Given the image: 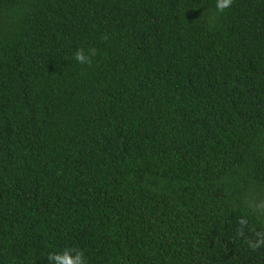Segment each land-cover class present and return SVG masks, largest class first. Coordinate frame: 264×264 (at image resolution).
Returning <instances> with one entry per match:
<instances>
[{"label":"trees","instance_id":"1","mask_svg":"<svg viewBox=\"0 0 264 264\" xmlns=\"http://www.w3.org/2000/svg\"><path fill=\"white\" fill-rule=\"evenodd\" d=\"M215 3L0 0V264H264V0Z\"/></svg>","mask_w":264,"mask_h":264},{"label":"clouds","instance_id":"2","mask_svg":"<svg viewBox=\"0 0 264 264\" xmlns=\"http://www.w3.org/2000/svg\"><path fill=\"white\" fill-rule=\"evenodd\" d=\"M233 0H216L215 7L218 13H223L229 9ZM96 50L90 49L85 51L83 48H78L73 54V59L80 65L91 64L92 57L95 56ZM264 207V205H261ZM249 220L244 217L239 221L240 227L237 229V235L243 237L245 230L248 228ZM248 247L255 251L264 247V231L256 232L255 239H247ZM49 264H87L86 257L82 250L76 248H66L58 252L49 253L47 256Z\"/></svg>","mask_w":264,"mask_h":264}]
</instances>
